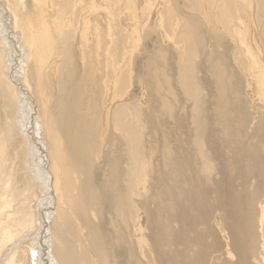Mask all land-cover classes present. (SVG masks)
Returning a JSON list of instances; mask_svg holds the SVG:
<instances>
[{"label": "bare ground", "instance_id": "bare-ground-1", "mask_svg": "<svg viewBox=\"0 0 264 264\" xmlns=\"http://www.w3.org/2000/svg\"><path fill=\"white\" fill-rule=\"evenodd\" d=\"M20 1L21 2L19 3V5H21L24 9L25 5L27 7L28 3L29 6L31 5V3H33L32 10H34V8L36 7L33 15L34 17H31L33 18V20L35 19L34 22L36 23H34V25H37L38 23L40 24L41 22L44 23L45 16L40 12L43 10H40L38 7L40 6L39 1ZM4 2L7 5L6 10H10L11 6L9 7L10 3L8 2H11V0H5ZM65 2L64 0H61L62 5H68V3H70V1L68 3ZM71 3L70 5L72 6L74 2L72 4ZM184 3H187L190 7L193 8V10L189 7L188 9H186L187 11L191 9V14H188L189 16L186 15L185 20H181V17L179 16L180 22L174 20V22L170 23L168 21L170 23L169 33H171V36L173 38L172 40L179 46V58L177 57L178 61L177 63H175V72L173 71L172 75L169 74L168 71L164 73V80H166V92L164 93L163 88L162 91L164 93V97L162 98L163 103L161 104H163V107L168 111L175 107L173 104L176 101L174 90L178 86L177 89L179 90V92H182L180 94L188 99V103L190 102L192 110L194 109L195 111V109H198V95L200 94V92H202L203 89H206L203 88L202 85L203 82L205 83L206 78L203 76H198V72L201 70L203 64V62L201 63L203 58H199L197 62L195 61L197 60L198 55L199 57L203 55L202 52L198 53V51L200 50L197 51V49L198 47H202L201 44L203 40V44L207 43L205 42L207 40L204 38L208 37V46L210 47V50L207 49L209 51L208 54H210L212 50V52L216 51L215 56H212V63H210L209 61V64L206 63V65L208 64L209 66L208 68L210 72H208L207 74L208 76L209 74L211 75L215 92V98L212 96V99L209 100V104L213 105L217 109V124L224 137L223 140L227 144L226 148L229 150V168L231 170L233 178L239 181L238 188L240 189V191L235 190V193H225L220 188V185L224 182L223 179L218 182L215 181L214 176H216L217 173L214 171V166H210L212 159H209L206 150L210 145L209 142L204 140L206 137V130H204V127L201 124V120L197 115L194 114L192 116V126H194L192 139L197 149V160L192 161L190 158L186 159L184 156L176 153L174 148L162 147L165 149V161L163 162L164 165L161 163H159V165H153L149 161L150 163L148 165L145 164L147 166V172L145 169L144 171L138 170L139 173L137 175L135 173H132V175H136L137 177H139L141 190H139L136 184H134L136 180L134 181L133 177V179L130 180V185L128 183V179L127 184H124L126 188L130 187V190L126 189L129 193L125 190L127 192L126 195L124 193V189L122 190V192L120 191L121 193H124V196L120 197V200H122V197H124L123 201H121L122 203L120 202L117 195H115L118 198L117 200L122 205H124L123 203H125L124 206H127L129 215L127 214L128 218L127 216L124 217V213H128L125 210L126 208L124 206L122 208V205H120L121 207H119V205L114 202L119 207V209L121 208L119 212L122 213L118 212L120 223L116 222L118 226H115L114 230L111 231L114 235L110 234V232V235L108 234V232L106 234L103 230V224L105 223V218L103 216L105 211L108 210V207L106 206L107 208L104 211V203L106 204V198L111 194H107L108 196H105L106 192H109V190H105L106 188H104V190L106 191H104V193L99 190V187L97 186L98 183H96V180H94L96 177L93 178L96 172L92 173L93 164H95L96 161L95 159H97L100 155L98 151L101 150L99 147V150H97L96 152L94 151V148L97 147V143L95 144L94 141L99 137L95 136V134L97 133L94 134L92 132V129L91 131L88 130L89 128L87 126H89V122H86L88 125H83L81 123L82 113H80V111L82 112L84 108H86V105H84L83 103L79 105L82 100H80L79 102V100L77 99V94L80 95V93H78L79 91H81L80 89L84 91L81 93L83 95L85 93V90L87 89V86L83 85V74L81 75V70L83 66H88V63L85 61L87 64H83V58L79 59L77 58L79 56L75 57L73 51V48L75 46L72 47L71 42V37L72 34L74 36V33H71V37L69 36V34H65L66 36L64 37L59 36L53 32L52 41H54L49 47L48 42L45 43V41H43V38L41 36L43 29H40V25L38 24V29L35 33L36 37H34L33 35L28 36V33H25V35L27 36L23 37L26 38H21L23 39L22 47H26L23 49L28 50V52L25 51V53L27 52L26 56L24 55L25 57H27V61L25 59L26 68L25 71H23L26 72V76L29 75V78L27 80H25L24 78V83H22V80L19 84H15L7 79L8 75L3 72L4 70H6L3 67L4 56L2 55V53L0 54V95L3 96H1L3 101H0H2L5 107L10 110L11 115H14L18 108V102H20L19 100L22 97L21 93H25L23 91V88L26 87L27 92L24 95H26L28 97V100H30V102L33 104V107L36 111V119L38 122H40L39 125L41 124L42 126V134L44 138L48 140L47 144L49 145V152L48 154L46 153L48 159V163L46 164H48V169L46 170H48L47 172L50 173L48 175H50V177L52 178L54 188H56V194L52 200L53 202L47 200L45 205L41 203L40 205L39 202L36 201V195H34V193L32 192L30 193L31 188L28 192V189L24 187L26 189L25 191H27V193L29 194H24L25 196L23 198L21 195L23 193L20 192L21 194H15V192L13 191L10 193L14 194L8 197L9 195L7 196V192L12 190V188L16 186V183L15 186L13 183V185L11 183H8L12 187L10 189L7 186L8 181L5 182V185L3 184L5 180H1V178L3 177V172L6 173V167L9 168L10 164L9 166H6L7 164L4 162L6 159L4 160V158H2L4 144L0 142V264H264V153L261 154L260 152L264 150V136L256 138L255 135V132L257 131L259 126L264 129V0H187ZM14 4H17V2ZM70 5L68 6L70 7ZM76 10L80 11V9L78 8ZM22 12L24 14V10ZM168 13L165 15H169ZM173 14H175V12ZM25 17L28 16L25 15ZM93 17L91 16V18ZM17 21L13 22V26L18 27L20 21L16 25L15 23H17ZM74 21L75 24L78 22H76V18L74 19ZM86 21L87 18L85 22ZM165 25H167V23ZM37 26L34 28L35 30ZM88 27L85 30H88ZM75 29H77V27ZM93 29H95V27ZM23 31L22 34L24 33ZM102 31H99V38L101 41H98V45H101L97 48L95 46V49H93L95 52V58L99 59H97L99 61V64L97 65L96 63V65L94 66H97V69L93 67V70L90 71L92 72V74H97V76L95 74L94 75L98 80H96L95 78V81L93 78L94 81H92V78H88L86 75L85 76L90 80V82H87L85 79L84 80L85 83L87 82L90 84L91 88L95 87V89L93 90H100L101 98L103 96L104 99V90H106L105 88H108L110 86V81L112 80H109L110 78L108 76L105 78V69L108 62L106 61L104 54L105 51H107L108 47L106 46V44H103L105 43V41L107 43V39L105 38V35L104 33H102ZM250 33L257 34L259 41L252 40L250 38ZM92 34H94V32ZM113 34H115V32ZM20 36L22 35L20 34ZM110 40H113L114 44L112 43V48H109V54H111L114 60L115 56L116 59L120 56V51L118 50V41L116 40V37L114 35H110ZM249 40L252 41L257 48V53H255V55H258V57L251 56V54L254 55V53H252L248 49ZM21 41L22 40H20V42ZM73 42L75 43V41ZM93 44L96 45L95 38ZM215 48L217 50H215ZM201 50L203 49L201 48ZM52 55H57L56 57H58L59 62H57V64L55 63V65L53 64L54 66L48 68L46 66V60H49L50 56ZM76 55H78V53ZM54 56H52V58ZM205 56L206 55H204V57ZM48 57L49 59H47ZM74 58L77 59L75 60ZM209 58L208 60H210ZM245 58L248 60L247 63H244ZM87 60L90 59L87 58ZM47 63H49V61ZM206 65L203 66L204 70H206ZM92 66L90 67L92 68ZM156 68L159 67H157L156 65ZM125 73L126 72H124V74ZM108 74L110 76L111 73ZM156 74L159 73L157 72ZM235 74H239L238 78L242 80L241 84H236L234 77ZM48 76H50V78H48ZM162 76L163 73L162 75H159V77ZM53 77L56 78V87L58 89V91H56L59 94V97H56L58 94L55 96L56 98L53 96L54 100L50 95V93L53 92V89L50 93H47L46 90L49 87V81L54 79ZM159 77L157 76L156 78L158 80H162L164 78L162 77V79H159ZM118 78L121 81V87H119L120 89H122V87H124V85L126 84V79L125 77ZM158 80L156 82H158ZM53 82L55 81L53 80ZM89 84L88 88L90 87ZM128 84L129 83H127V85ZM56 87L54 86L55 89ZM83 88L86 89L83 90ZM50 90L51 89H49L48 92ZM241 90L245 91L247 98H249L247 99L248 108L253 109L254 104L256 107L245 118L239 115L234 119V116L230 114L231 107H233L235 104V97L233 98L232 96H238ZM120 93L121 92H119L118 94ZM160 93L162 95V92ZM106 94L109 95V92L107 91ZM165 94H168V96L170 95L171 98L167 97V95L165 96ZM209 94H211V92H209ZM96 95L98 96L97 93ZM113 95L116 94L114 93ZM86 96H88V94H86ZM80 98L82 99L83 97L80 96ZM160 98L159 101H161ZM93 99L98 101L97 98L93 97ZM93 99L91 100V103L93 101L95 104L96 102ZM88 101L89 99L87 98V102ZM202 101H204V98H202ZM120 104L117 105L116 109L111 108L113 110H111V120L112 123L114 122V124L112 125H114V128L116 127V130L119 129V132L120 130L122 131L121 133H118V135H124H122L123 137L120 136L121 141L123 140L122 138H124L125 141H128H126V143L122 141V144L125 143L126 145L130 142L129 144H132V146L130 145L132 147L131 149L137 151L136 148H138V145H140L141 142V138H143V134L141 135V137L139 136L141 132L139 133L138 128V126L140 128L142 126V124L139 123L141 122L140 117L142 114L140 111H138L139 109H134V106L133 108L131 107V110L129 107L130 111H128L126 104V106L124 104L123 106H120ZM88 105L89 103L87 104L88 112L92 111V113H95L99 108L97 104L98 107L96 110H90L91 108H89ZM128 106H130V104ZM104 107L108 109L107 106ZM6 108L3 107V109ZM87 109L84 110L83 115H85L86 113L87 118L88 116H90V118H94L95 115H92L91 113L88 115V112H86ZM216 109L213 110L216 111ZM97 112V115L101 120V117L103 118L105 109H103V107L101 106L99 108V111ZM105 114L106 115H104V118H108V116L110 115V113L108 115L107 112ZM15 116L16 115H14L13 117ZM83 117L86 118V116ZM85 118L84 120L89 121V118ZM95 118L98 119V117ZM104 120L105 119H103V122ZM95 126L98 127L96 124ZM95 126L93 127V129L95 128ZM103 126L106 125L103 124ZM5 127V132L7 134L6 136H10L9 139L11 138L12 134L13 140L15 136H19L14 133V131L16 130L13 129L12 131V126L10 124H6ZM234 128H243L249 130L245 132L248 134L249 144L247 146L243 147L238 144V137L240 138L241 135H237ZM144 129L148 128L144 127ZM82 130L86 133L85 135ZM94 132H98V130H95ZM92 134L94 135L92 136ZM110 136L108 135V137ZM94 137L97 138L94 140ZM22 139L21 140L24 142V144L22 143V145L20 146L25 147L26 142L28 141H25L24 138ZM167 139L169 140V137H167ZM6 140L7 139H5L4 143L7 142ZM11 140L8 141L11 142ZM13 140L12 142H14ZM18 141L20 140L17 137V142ZM203 143L204 148L206 149L203 148ZM16 144H14V146ZM8 145L6 143V147ZM167 145L168 144L166 143V146ZM20 146L18 145V147ZM10 147L12 148V146ZM24 147L20 149L23 150ZM126 147L123 148L125 149V151H127L128 149ZM146 148L147 147H145V150ZM17 149L18 151L20 150L19 148ZM26 149L27 148H25V150ZM131 149L128 150L131 151ZM27 150H30L29 147ZM10 151L8 152L10 153ZM94 152L96 154L95 157L93 156ZM132 153L134 154V156L136 155L133 151ZM21 154H23V152ZM149 154L150 156H152L151 153ZM23 155L25 156V153ZM101 155H103V153ZM162 155L161 157L163 158ZM150 156L147 157L150 159ZM6 157H8V155ZM121 157H124V155ZM19 158L22 159L24 157H22L21 155V157ZM24 161L22 163H24ZM144 161H139L136 163L143 164ZM121 162L123 163V161ZM98 164L99 163L95 164V166H97ZM141 164H139V168L142 169L143 165L140 166ZM150 164L152 165V168ZM134 165L135 162L133 164L134 169L132 170H135V172H137L136 169L138 168V166ZM9 169H11V166ZM29 171L31 172V170ZM10 172L13 171L11 170ZM143 172L146 173L144 175L147 177V179L144 178ZM10 174L8 175V180L10 178L9 176L14 175L15 173L11 175ZM30 175L28 174V176ZM39 175H37V177H39ZM96 176L98 175L96 174ZM127 176L130 177V175ZM13 177H15V175ZM118 178L119 177H117V179ZM24 182L27 183V181ZM125 182L126 181H124V183ZM127 185L129 186L127 187ZM105 186L106 185H103L102 187ZM125 186L122 185V187ZM28 187L30 186L28 185ZM249 187L251 189L247 190ZM8 188L10 190H8ZM18 191H16V193H19ZM216 192V198H212L211 195ZM121 193L118 195H121ZM112 199H114V201H117L113 197ZM149 203L153 204V210L148 209ZM111 204L114 206L113 203ZM48 205H50V209L46 208ZM53 206L54 210L52 211L51 207ZM138 206L141 210H139ZM118 207H116L117 211ZM117 211H113V214L114 212L117 213ZM138 213H141V217L137 216ZM118 216L117 219H119ZM33 228L36 229L39 235L41 234L40 236H38L41 240L36 239L35 241H33V244H31V241L30 243H24L22 245V250H19V247L14 248L15 246L13 247V245L11 247L9 246V243L12 244L16 241L15 240L14 242H12L13 236H17L18 233L21 234L20 232H22L23 234V232L25 233L28 230H32ZM146 229L147 231H145ZM145 232L147 233V235H145ZM24 237L26 238V236ZM144 238H146V240ZM7 247L8 251L5 252ZM139 254H141V257L139 256Z\"/></svg>", "mask_w": 264, "mask_h": 264}, {"label": "rangeland", "instance_id": "rangeland-1", "mask_svg": "<svg viewBox=\"0 0 264 264\" xmlns=\"http://www.w3.org/2000/svg\"><path fill=\"white\" fill-rule=\"evenodd\" d=\"M4 1L5 0H0V43H1L0 44V48H1L0 49V54L2 53V55L4 56V64H3L4 66L3 67L6 69L3 72H5V74L8 75V77H7V75H6V77L12 83L19 84L22 80H23L22 83H24V81L29 78L28 77L29 75L26 76V72H24L25 68H26L25 64H26V61H27V57H25V56H26V53L28 52V50L23 49V48H26V47H22L23 46V44H22L23 43V39H21V38H24L23 36H27V35H25V33L26 34L28 33V36L33 35L34 37H36L35 33L37 32V29H38L37 25L39 23L37 22L38 24L34 25V23H36V22H34L35 19L33 20V18H31V17H34L33 15H34V11H35L36 7L34 8V10H32V8H33L32 4L33 3H31V5H30L31 7L29 6V3H28L27 7L25 5V9H26L25 10L21 5H19V3L21 2L20 0H11V2H8V3H10L9 7L11 6L10 7L11 12L13 10V12L11 13L9 9L6 10L7 5H6V3ZM27 1H29V0H27ZM38 1H39V4H40V6H38L39 9L43 10V11H40V12H41V14H43L45 16L44 23L41 22L39 24L40 25V29H43V32L41 34V36L43 38V41H45V43L48 42V46L50 47L51 44L54 41V40L52 41L53 32L56 33L59 36H64V37L66 36L65 34H69V36L71 37V33H74V36L72 34V37H71L72 41L71 42H72V47L75 46L73 48L75 57L79 56L77 58H79V59L83 58L84 59L83 60L84 61L83 64H87L88 63V66L85 65L86 68H85V66L82 67L81 75L83 74L82 75V79H83V83H84L83 85L87 86L86 87L87 89L83 88V90L86 89L87 92H89V93H87L86 90H85V93L83 95L81 93L84 92V91H82V89H80L81 91L78 92V93H80V95L77 94V99L79 100V102H80V100H82V101L85 100L86 102L85 101L84 102L81 101L80 103L78 102L79 105L81 103L86 105V108H84V110L87 109V104L88 103H89V105H88L89 108H91L90 110H96L98 106H99V108L102 106L103 109H105V112L103 113V118L100 116L102 121L100 120L99 116L97 115L98 114L97 111H99V108L97 109V111L95 113H92V111H90V110H89L90 112H88V109H87L86 112H88V115L90 113L92 115H95L94 118H90V116H88L89 121L84 120L85 117H83V116H86V118H87L86 113H85V115H83L84 114V110L82 112L80 111V113H82L81 114V116H82L81 117L82 118L81 119V123L83 125H88L86 122H89V126H87L89 128L88 130L91 131V129H92V132L94 134L97 133V134H95V136L99 137V138L96 137L97 140H95L96 138L94 137V140H95L94 143L95 144L97 143L96 144L97 147L94 148V151L96 152L97 150H99V147L102 150V151L101 150L98 151V153H100V155H99V157L97 159H95L96 161H98V162L95 161V164H97V163H99V164L97 166H95V164H93V170H94V168H95V170L94 171L92 170V173L96 172V174L98 175V176H96V174H95L93 178H95V177L97 178V179L95 178L94 180H96V183H98L97 186L99 187V190L101 192L104 193L105 190L106 191L109 190V192L113 193V194L109 193V192L107 193L105 191L106 192L105 196L107 194L108 195L111 194L109 196L107 195L108 196L106 198V204L107 205L104 203V205H105L104 206V208H105L104 211L108 207V210L105 211L104 216H103L105 218V221H104L105 223L103 224V230H104V232L106 234H107V232H108V234H109V232H110V234H113L111 231L114 230L115 226H118L117 225L118 222L120 223V218H119L118 215H119V213H122V212H119L120 209H121V208L119 209V207H121L120 206V205H122L121 201H123V198H124V197H122V200H120L121 199L120 197L124 196V193L126 194L128 192L126 189L130 190L129 189L130 187H128L130 185V182H131L130 180H132L133 177H134V181L135 180L136 181H135V183L133 181V183L136 184V186H137V188L139 190H141L140 189L141 188V185H140L141 183L139 181V177H137L136 175L139 173V171H144L145 169H146V172H147V166L146 165H148L150 162L153 165L154 164L159 165V163L164 165L163 162L165 161V154H164V152H165L164 148L165 147L174 148L176 153L180 154L181 156H184L186 159L190 158L192 161L197 160V154H196L197 153V149H196V146L194 145L193 139H192L193 130H194V126H192V116L194 114L198 116V118L201 120V124L203 125L204 130H206V137H205L204 140L209 142L210 146L206 149V148H204V143L202 145H203V148L207 150V155H208L209 159L210 158L212 159V162L210 163V166H214V171L217 173L216 176H214L215 181L218 182L221 179H223L224 182L220 185V188L225 193H235L234 192L235 190L240 191V189L238 188L239 181L233 178L231 170L229 168V150L226 148L227 144L224 142V140H223L224 137H223L222 132L220 131V128H219V126L217 124V120H216L217 109L213 105L209 104V100L212 99V96L215 98V92H214V85H213V80L211 78V75L209 74V76H210L209 77L208 74H207L209 72V68H208L209 67L208 66L209 63H208V61L210 63H212V56H215V54H216L215 52L216 51L212 52L213 51L212 50L211 53H210L211 55L208 54L209 53L208 50H210V47L208 46L209 45V38L208 37L204 38V39L207 40L205 42H207L208 44L207 43H205L206 45L203 44V42H204V40H203V42L201 44L202 47H198V49H197V51L200 50V51H198V53L202 52L203 55L201 54L202 55L201 57H199V55H198V58L195 61V62H197L199 60V58H201V59L203 58L202 61H201V63L203 62L201 70H200L201 72L200 71L198 72V76H200V77L203 76L207 80L206 81L204 79L205 83L204 82L202 83L203 88H206V89H203L202 92H200V94L198 95V98H199V104L197 106L198 109H195V111H194V109L192 110L190 102L188 103V99L185 96H183L182 94H180L182 92H179V90L177 89L178 86L174 90L176 101L173 104H174L175 107H173L170 111H168V110H166L163 107V104H161V103H163L162 102V100H163L162 98L164 97V93L166 92L165 91V86H166L165 85L166 84L165 81L166 80H164L165 79V74L164 73H166L168 71L169 74L172 75L173 71H174V69L176 67L175 63H177L178 58H179V52H178L179 46H178V44L176 42H174L172 40L173 38L171 36V33H169V24L174 22V20L180 22V19H179L180 17H181V20L182 19L185 20L186 19L185 18L186 15L189 16L191 14L190 12H192L193 8L190 7L187 3H184L187 0H185V1L184 0H69L70 3L74 2L73 4L71 3L72 6L70 5V3H68L69 2L68 0H66V2L64 0L65 3H68V5H70V7L67 4H65V3H64L65 5H62L61 0H37V2ZM12 2H14V3L17 2V4H14ZM188 7L192 8V10L189 9L187 11L186 9H188ZM77 8L80 9V11L76 10ZM177 8H178L179 11L177 10ZM23 10H24V14L22 12ZM73 10H75V11H73ZM30 11H31V13H30ZM168 12H170V13H168ZM174 12H175V14H173ZM167 13L169 15H165ZM176 13H177V15L178 14L179 15L177 16ZM183 14H185V15H183ZM25 15L28 16V17H25ZM91 16L92 17L94 16V17L91 18ZM165 17H166L167 21H166ZM28 18H29V20H28ZM75 18H76V22L78 21L76 24H75V21H74ZM86 18H87V21H86L87 23L85 22ZM100 18H101V20H100ZM25 19L27 20V22H26ZM17 20H19L20 23ZM88 20H90V21H88ZM94 20H97V21H94ZM16 21H17V23H15V24L17 25L19 23L18 24L19 28L17 26L16 27L13 26L14 25L13 22H16ZM31 21H32V23H31ZM73 21H74V23H73ZM91 22H93V23H91ZM163 22L165 24L167 23V25H165ZM82 24H83L84 27L82 26ZM90 24H92V25H90ZM88 25H89V27H88ZM36 26H37V28L35 30L34 28ZM76 27H77V29H75ZM87 27L89 29L85 30ZM92 27L93 28L95 27V29H93ZM117 27H118V29H117ZM17 29H18V31H17ZM98 30L100 32L102 30H104V31H102V33H104L105 38L107 39V43H106V41H105V43H103V44H106V46L108 47L107 51H105V54H104V56L106 58V61L108 62L107 63L108 65L105 63L106 64L105 78L108 76L110 78L109 80H112V81H110V86L108 88H105L106 90H104L105 91L104 92V99H103V96L101 98V91L100 90H97V89H96L97 91L93 90V89H95V87L92 86L93 88H91L90 84L87 83V82H90V80L88 79L89 77L92 78L91 79L92 81H94L95 78H96V80H98L97 77H96L97 74L94 73L96 75L95 76L94 74H92V72H90V71L93 70V67L96 65V63H97V65L99 64V61H98L99 59L95 58V56H94L95 52L93 50V49H95V46L97 48V47H100V45H101V44L98 45V41L99 42L101 41L100 38H99V33L100 32ZM117 30H118V32H117ZM22 31L24 32L23 34H22ZM113 31L115 32V34H113L114 33ZM93 32H94V34H92ZM116 32H117V34H116ZM30 33H32V34H30ZM20 34L22 36H20ZM109 34L110 35H114L116 37V40L118 41V50L120 51L119 52L120 56L117 59H116V56H115L114 60H113L111 54H109V48H112L111 46L114 44L113 40H110V35ZM37 36H39V35H37ZM94 38H95V41H96V45L93 44ZM117 38H120V39H117ZM250 38L252 40L259 41L258 37H257V34L250 33ZM20 40H22V41L20 42ZM73 41H75L76 44ZM175 44H177V45H175ZM175 46H177V47H175ZM201 48L204 51L201 50ZM248 49L252 53H254V55L251 54L252 57H258V55H255V53H257V48L255 47L254 43L252 41H250V40L248 42ZM215 50H217V49L215 48ZM25 51H27V52L25 53ZM77 53H78V55H76ZM204 55H206L205 57H207V58H205ZM52 56H54V55H52ZM52 56H50V59H49V57L47 58L49 60H46V66L48 68H50L51 66H54L55 63L57 64V62H59L58 61V57H56L57 55L54 56L53 58H52ZM208 56L211 57V58H209ZM87 58L90 59V60H87ZM208 58L211 61L208 60ZM25 59H26V61H25ZM53 59H55V60H53ZM91 59H92V61H91ZM94 59H96V60H94ZM204 59H206V60H204ZM51 60H53V61H51ZM115 60L118 61V62H116ZM48 61H49V63H47ZM93 61H95V62H93ZM204 61H206V62H204ZM247 62H248V60L245 58L244 63H247ZM206 63H208V64L206 65ZM156 65L159 68H156ZM205 65L207 66V67H205L206 70H204V67H203ZM90 66H92V68ZM94 68L97 69V66L94 67ZM120 70H121V72H120ZM159 71L161 72V74H160ZM162 71H164V72H162ZM107 72L111 73L110 74L111 77L109 76V74ZM124 72H126V73L124 74ZM157 72L159 74H156ZM96 73H98V72H96ZM162 73H163L162 77H164L163 79H162V77H159V75H162ZM154 75H156V76H154ZM51 76H52V71H51ZM83 76H85L86 78L83 77ZM157 76L159 77V79H162V80H158L156 78ZM238 76H239V74H235L234 75L237 85L242 83V80H240L238 78ZM118 77H120V78L121 77L122 78L125 77V79H126V84L124 85V87H122L123 90L120 89L121 81H120V79ZM24 78H25V80H24ZM48 78H50V76H48ZM93 78H94V80H93ZM51 79H52V77H51ZM55 79L56 78L53 79L55 82H53V80L49 81V83H48L49 87L46 89L47 93H50L52 91V89H53V92L50 93V95L52 97L53 96L55 97L58 94V92H57L58 89L56 87L57 83H56ZM84 79L87 81L86 83H85ZM157 80H158V82H156ZM51 81L53 82V84H52ZM211 81H212V83H211ZM127 83H129V84L127 85ZM88 84L90 86L89 88H88ZM157 84H159V85H157ZM205 84H207V85H205ZM117 85H118V88H117ZM50 86H52V87H50ZM54 86L56 87V89L54 88ZM159 86H161V87H159ZM116 88H117V90H116ZM163 88H164V93L162 91ZM49 89H51V90L48 92ZM88 89H89V91H88ZM118 89H119V91H118ZM92 90H93V92H92ZM23 91L25 93L27 92L26 87L23 88ZM107 91L109 92V95L106 94ZM156 91H157V93L159 91L162 92V95H161L160 92H159L160 95H159V93L157 94ZM117 92L118 93L121 92V93L118 94ZM209 92H211V94H209ZM25 93H21L22 97L19 100L20 102H18V108L16 110V113L15 114L12 113V114L16 115L15 117H13L14 115H11L10 110L5 107V105L2 102L3 101V99L1 98L2 95H0V100H2V101H0V116H1L0 117V122H1L0 123V142H2L4 144L3 145L4 150H3L2 158H4V160L6 159L4 161L7 164L6 166H9V164L11 166V169H9L10 166H9V168L6 167L7 168L6 170L8 171V173H7V171H6L7 174L3 172V177L4 178L2 177L1 180L3 179V181L4 180L5 181L4 182L1 181V182H3V184L6 185L5 182L8 181L7 184L8 183H11V184L13 183L14 186H15V183H16V186H18V187L15 186L16 188L15 187L12 188L11 185H9V184L7 185L10 189L12 188V190H10L8 188V190H10L9 192H7V196L9 195L8 197H10L11 195L14 194V193H10V192L13 191V192H15V194L23 193V194H21L22 198H23L26 194L27 195L29 194L25 190L28 189V192H29V189L31 188L30 189V193L32 192V193H34V195H36V198H37L36 201L39 202V204L41 203V204L45 205L47 200H49L50 202H53L52 200H53V198L55 197V194H56V190H55L56 188H54L52 178L50 177V175H48L50 173L47 172L48 170H46V169H48V164H46V163H48L47 162L48 161L47 154L49 152L48 151L49 150L48 149L49 145L47 144L48 140L45 139L43 134H42V128H41L42 126H41V124L39 125L40 122H38L37 119H36V115H35L36 111H35V109L33 107V104L30 102V100H28V97L26 95H24ZM52 93H53V95H52ZM96 93L98 94V96L96 95ZM114 93L116 95H113ZM0 94H1V92H0ZM86 94H88V96H86ZM110 94H111V96H110ZM117 95H118V97H117ZM166 95H167V97L171 98L170 95L168 96V94H165V96ZM80 96H82L83 98L81 99ZM99 96H100V98H99ZM158 96H159V98L161 96V98H160L161 101H159ZM54 97H53V100H54ZM56 97H59V94ZM84 97H85V99H84ZM93 97L97 98L99 103H98V101L94 100ZM128 97H129V99H128ZM232 97L233 98L235 97V100H234L235 104H234L233 107H231L230 114L234 116V119L237 118L239 115L245 118L256 107L255 104H254V108L253 109H249L248 108L247 99H249V98H247V96L245 94V91H243V90H241V92H240V94L238 96L233 95ZM87 98L89 99L88 102H87ZM202 98H204V101H202ZM92 99L98 104V106H97L96 103L94 104L93 101L91 103ZM26 101H27V103H26ZM85 103H87V104H85ZM128 103L130 104V106H128L129 105ZM114 104H116V105H114ZM119 104H120V106H123V104L124 105L126 104L127 106L126 105L125 106L128 108V111H130L131 107L133 108V106H134L135 107L134 109H139L138 111H140L141 114H142L141 117H140L141 118L140 119L141 122H139V123H141L143 127L141 126V128H140L138 126V128H139V133L141 132L139 136L141 137V135L143 134L142 137L144 139L141 138L140 145L141 144L142 145L141 146L138 145V148H136L137 151L131 149L132 148L131 147L132 144H129L130 142L128 143L129 145L126 144L127 145V147H126L125 143H126L127 140L125 141L124 138H122L123 139L122 141H124L125 143L122 144L123 142L121 141L120 136H122L123 134H119L118 135V133H121L122 131L120 130V132H119L118 131L119 129L116 130L115 129L116 127L114 128V125H112V124H114V122L112 123V120H111V117H112L111 112L113 111L112 109H116L117 105H119ZM27 106H29V107H27ZM104 106H107L108 109L106 107H104ZM3 107L6 108V109H3ZM129 107H130V110H129ZM213 109H216V111H214ZM6 110H8L9 112L6 111ZM106 112H107L108 115L110 113L111 116L109 115L108 118H104V115H106L105 114ZM153 112H154V114H153ZM92 115H91V117H92ZM95 117H98V119H96ZM27 119H29V120H27ZM103 119H105L104 122H103ZM82 120H83V122H82ZM92 121H93V123L94 122L95 123L93 124ZM90 123H91V126H90ZM6 124H10L12 126V131H13V129L16 130V131H14V133L16 135H19V136H15L16 138L14 137V140H13V136H12L13 134L11 135V138H12V140L15 143L12 142L11 138L9 139L10 136H8V137L6 136L7 135L6 132H5ZM95 124L98 127L99 126L100 127L99 128L96 127ZM98 124H100V125H98ZM103 124L106 125V126H108L110 124L109 125L110 127L109 126L108 127L103 126ZM141 124H139V125H141ZM92 125L95 126L94 129L98 130V132H94L95 131L93 129L94 126H92ZM250 125H249V127H250ZM87 127H85V128H87ZM144 127L148 128V129H144ZM108 128H109V130H108ZM141 129H143L144 131L141 130ZM234 130H235V133L237 135H239V134L241 135L240 138L238 137V144L240 146H243V147L247 146L249 144V141H248V134L245 133V132L249 131V130L248 129H243V128H234ZM102 131H103V133H102ZM99 132L101 134V137H100ZM83 133H84V135L86 134L84 131H83ZM94 134H92V136ZM108 135L109 136L111 135V136L108 137ZM255 135H256V138L263 137L264 136V129L261 126H259V128L255 132ZM17 137L20 140L18 142H17ZM33 137H35V138H33ZM167 137H169V140L167 139ZM22 138H24L25 141L26 140L28 141V142H26V146L29 144L27 147L26 146L25 147L22 146V147H24L23 150H21L22 147L20 146V145H22V143L24 144V142L22 141L23 140ZM145 138H146V140H145ZM5 139H7L6 140L7 141L6 142L7 145L9 143L10 144L13 143L12 145L9 144L10 146H12V148L9 145H8L9 148H8V146L6 147V143H4ZM8 140L9 141L11 140V142H9ZM42 140H44V141H42ZM99 142H100V145H99ZM18 143H21V144H18ZM108 143H109V145H108ZM112 143H114V144H112ZM166 143L168 144L167 146H166ZM14 144H16V145L14 146ZM110 144H111V146H110ZM18 145L20 147H18ZM46 146H48V147H46ZM151 146H153V147H151ZM28 147L30 149L29 151L27 150ZM112 147H113V149H112ZM125 147L128 148V149H131V151L128 150V149H127V151H125V149H123ZM145 147H147L146 150H145ZM162 147H164V148H162ZM17 148H19V149L21 148V149L18 151ZM25 148H27V149L25 150ZM152 150H153V152H152ZM8 151H10V153ZM132 151L136 154L135 156L132 153ZM146 151H148V152H146ZM160 151H162L163 153L160 152ZM22 152H23V154L25 153V156L23 154H21ZM95 152H94V155H93L94 157L96 155ZM260 152H261V154H263L264 150L260 151ZM28 153H29V155H28ZM102 153H103V155H101ZM125 153L129 154L130 156L125 154ZM131 153H132V156H131ZM149 153H151L152 156H150ZM161 153L164 154V155H162ZM104 154H105V156H104ZM7 155H8V157H6ZM21 155L25 159L24 158H22V159L19 158V157H21ZM120 155L121 156L124 155V157H121ZM137 155H138V158H137ZM141 155H143V156H141ZM161 155L163 156V158L161 157ZM147 156L148 157L150 156L151 160ZM11 157H13V158H11ZM32 157H33V159H32ZM99 159H100V161H99ZM122 159H124V160H122ZM134 159H135V161H134ZM144 159H145V161H144ZM22 160L24 161V163H22L23 162ZM138 160L140 162L144 161L143 164L139 163V164H141L140 166L143 165L142 169L139 168V164L136 163V162H139ZM146 160H147V162H146ZM157 160H158V162H157ZM19 161H22V162H19ZM121 161H123V163ZM131 161H133V162H131ZM124 162H126V163H124ZM134 162H135L134 166H138V168L136 169L137 172H135V170L134 171L132 170V169H134L133 168ZM101 163L104 164V165H102ZM34 164H35L36 168H35ZM115 164H116V166H115ZM28 166L30 167V169H29ZM12 167H14V168H12ZM22 167H24V168H22ZM130 168H131V170H130ZM151 168H152V165H151ZM11 170L15 174L13 172H10ZM25 170H27V171L31 170V172L29 171L31 173V175H30L29 172H27ZM131 171H133V172H131ZM10 173L14 174L16 178L13 177L14 175H11ZM132 173L133 174L135 173L136 175H132ZM4 174H6L7 176L4 175ZM9 174L11 176H9L10 178L8 180V175ZM28 174L30 176H28ZM144 174H146L145 172H143V176H144V178L147 179V177ZM25 175H26V177H25ZM32 175H33V177H32ZM37 175H39V177H37ZM127 175H130V177H128ZM117 177H119V178L117 179ZM123 178H125V179H123ZM41 179H42V181H41ZM127 179L129 181L128 182L129 185H127L128 188H126V186H125L127 184ZM24 181H27V183L24 182ZM38 181H40V182H38ZM115 181H117V182H115ZM124 181H126V182L124 183ZM20 183H21V186H20ZM27 184L30 187H28ZM33 184L34 185L36 184V185L34 186ZM31 185H33L34 188ZM41 185H43V186H41ZM101 185L102 186L106 185V186L102 187ZM116 185H118V186H116ZM122 185L125 186V187H122ZM24 187H26V189ZM35 187H36V189H35ZM39 188H40V191H39ZM104 188H106V189L104 190ZM115 188H116V190H115ZM17 189L20 190V191H18ZM123 189H124V193H121ZM250 189L251 188L249 187L247 190H250ZM31 190H33V191H31ZM131 190H133V189H131ZM16 191H18L19 193H16ZM117 191H119V192H117ZM36 193H39V194H36ZM120 193H121V195H118ZM115 195H117V197L119 198L121 203L117 200L118 198ZM216 196H217V192L214 193L213 195H211L212 198H216ZM112 197L115 198V200H117V201H114V199H112ZM110 199H112V200H110ZM110 201H111V203L114 204L115 208L110 203ZM114 202H116V204H118L119 207ZM123 204L125 205V203H123ZM108 205L110 206V209H109ZM124 205H122V208H123ZM116 207H118V211H117ZM124 207L126 208L125 210L128 212L129 210L127 209V206H124ZM46 208L50 209V205H48ZM111 208H113V209H111ZM138 208H139V210H141L139 206H138ZM114 209H116V210H114ZM148 209L149 210H153V204L152 203L148 204ZM51 210L52 211L54 210V206L51 207ZM113 211H117V213L114 212L115 216L113 214ZM126 211H124V212H126ZM127 214L129 215V212L128 213H124V217L127 216V218H128ZM117 216H118L119 219H117ZM137 216L141 217V213H138ZM145 231H147V229ZM20 233L22 234V232H20ZM21 234L18 233L17 236L16 235L13 236L12 242H14L15 240L16 241H15V243H12V244L9 243L10 247L13 245V247L15 246L14 248H16V247L18 248L19 247V250H22V245L24 243H27V242L30 243V241H31V244H33V241H35L36 239L38 240L39 239L38 236L41 235V234L39 235V233L34 228L32 230H28L25 233L23 232L22 235ZM145 235H147V233ZM24 236H26V238ZM144 239L146 240V238H144ZM39 240H41V239H39ZM7 249H8V247L6 248L5 252L8 251ZM139 256L141 257V254H139Z\"/></svg>", "mask_w": 264, "mask_h": 264}]
</instances>
